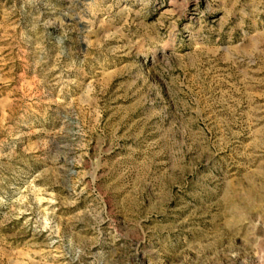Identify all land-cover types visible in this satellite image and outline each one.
<instances>
[{
	"label": "rangeland",
	"instance_id": "1",
	"mask_svg": "<svg viewBox=\"0 0 264 264\" xmlns=\"http://www.w3.org/2000/svg\"><path fill=\"white\" fill-rule=\"evenodd\" d=\"M0 264H264V0H0Z\"/></svg>",
	"mask_w": 264,
	"mask_h": 264
}]
</instances>
